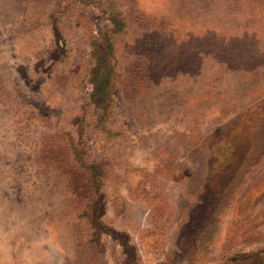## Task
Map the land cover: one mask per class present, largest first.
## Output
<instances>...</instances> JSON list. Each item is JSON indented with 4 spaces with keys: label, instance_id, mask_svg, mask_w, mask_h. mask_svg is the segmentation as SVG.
I'll return each instance as SVG.
<instances>
[{
    "label": "rangeland",
    "instance_id": "374dc122",
    "mask_svg": "<svg viewBox=\"0 0 264 264\" xmlns=\"http://www.w3.org/2000/svg\"><path fill=\"white\" fill-rule=\"evenodd\" d=\"M0 264H264V0H0Z\"/></svg>",
    "mask_w": 264,
    "mask_h": 264
},
{
    "label": "trees",
    "instance_id": "16d2710c",
    "mask_svg": "<svg viewBox=\"0 0 264 264\" xmlns=\"http://www.w3.org/2000/svg\"><path fill=\"white\" fill-rule=\"evenodd\" d=\"M84 1V0H78ZM111 28L104 33L98 50L96 68L93 72V92L92 99L99 103V106L107 107L108 100L111 97L112 83L115 74V66L112 62L115 36L119 35L126 28L122 17L117 13H111L109 17ZM75 149L77 146H73ZM82 167H88L83 161Z\"/></svg>",
    "mask_w": 264,
    "mask_h": 264
}]
</instances>
